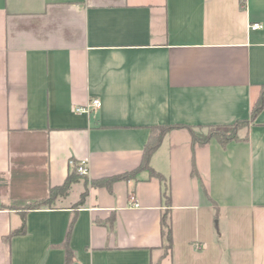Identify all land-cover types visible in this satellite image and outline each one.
Masks as SVG:
<instances>
[{
	"label": "crops",
	"instance_id": "0c3cea01",
	"mask_svg": "<svg viewBox=\"0 0 264 264\" xmlns=\"http://www.w3.org/2000/svg\"><path fill=\"white\" fill-rule=\"evenodd\" d=\"M262 85L264 0H0V264H63L73 216L72 264H264V107L226 144L174 128L154 173L95 184L139 167L153 125L249 118Z\"/></svg>",
	"mask_w": 264,
	"mask_h": 264
},
{
	"label": "trees",
	"instance_id": "16d2710c",
	"mask_svg": "<svg viewBox=\"0 0 264 264\" xmlns=\"http://www.w3.org/2000/svg\"><path fill=\"white\" fill-rule=\"evenodd\" d=\"M264 107V85L261 86V91L254 101L252 109H251V116L246 119L237 120L230 124H221V125H206V126H190L185 124H165V125H153L150 127V134L147 143L144 146L141 158V164L134 170L127 171L121 173L119 175L101 179L95 182L98 185H109V183L113 180L118 179H129L135 176V174L142 168L149 169L151 173H154L150 166H149V158L153 151L158 147L160 144L163 136L171 131L174 128H186L191 137L193 143L204 144L210 141L212 138H215L221 144H226L230 140L238 138L237 132L239 129L243 127H247L249 123L252 121L254 117L258 115V113ZM79 175L77 172L76 166L72 169L69 176L66 178L65 182L56 188H51L49 190V194L46 198L40 199L33 203H29L25 205L24 212L28 209H35L41 208L43 206H50L55 198V196L59 193H64L70 184L75 180V175ZM84 195V194H83ZM162 198L167 203V206H170V189L169 184L166 183L162 189ZM79 204V203H78ZM75 217L73 216L69 222L65 239L62 244L63 248L65 249V260L63 264H72L74 259V251L69 247L68 241L70 238L72 226L74 223ZM160 226H161V236L164 241L165 249H170L172 246V231H171V217H170V210L169 208L165 209L161 214L160 219ZM25 232V218L22 215V223L21 226L16 229L12 230L8 237L13 236L15 234H22Z\"/></svg>",
	"mask_w": 264,
	"mask_h": 264
},
{
	"label": "built area",
	"instance_id": "2783aa9c",
	"mask_svg": "<svg viewBox=\"0 0 264 264\" xmlns=\"http://www.w3.org/2000/svg\"><path fill=\"white\" fill-rule=\"evenodd\" d=\"M259 27H261V25H259L257 23H254V24L251 25V28H253V29H256V28H259ZM90 105L99 106L100 105V100L99 99H93V100H91ZM90 105H87V107H76L75 110H76V112L87 111L89 109L88 106H90ZM71 164H74V163L71 161ZM76 169H77V172L80 175H87V173H88L87 165H85L84 162H81V163L77 164ZM131 200H133V198H131Z\"/></svg>",
	"mask_w": 264,
	"mask_h": 264
}]
</instances>
